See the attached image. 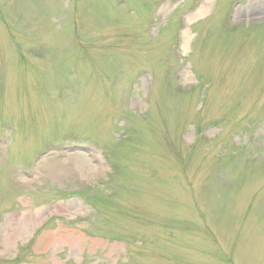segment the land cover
I'll list each match as a JSON object with an SVG mask.
<instances>
[{"label":"rangeland","instance_id":"obj_1","mask_svg":"<svg viewBox=\"0 0 264 264\" xmlns=\"http://www.w3.org/2000/svg\"><path fill=\"white\" fill-rule=\"evenodd\" d=\"M0 264H264V0H0Z\"/></svg>","mask_w":264,"mask_h":264},{"label":"bare ground","instance_id":"obj_2","mask_svg":"<svg viewBox=\"0 0 264 264\" xmlns=\"http://www.w3.org/2000/svg\"><path fill=\"white\" fill-rule=\"evenodd\" d=\"M208 4V1L206 2V4L205 5H207ZM203 6V5H201L198 9H197V11L192 15V19L194 18V17H199L201 14H202V12L204 11V9L206 8V6Z\"/></svg>","mask_w":264,"mask_h":264}]
</instances>
